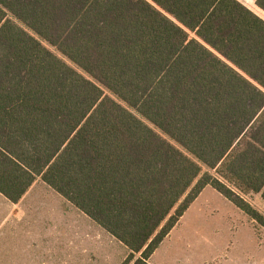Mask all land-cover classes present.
<instances>
[{
	"label": "trees",
	"instance_id": "1",
	"mask_svg": "<svg viewBox=\"0 0 264 264\" xmlns=\"http://www.w3.org/2000/svg\"><path fill=\"white\" fill-rule=\"evenodd\" d=\"M264 11V0H255ZM149 260L208 187L264 229V20L238 0H0V194L36 180Z\"/></svg>",
	"mask_w": 264,
	"mask_h": 264
},
{
	"label": "rangeland",
	"instance_id": "2",
	"mask_svg": "<svg viewBox=\"0 0 264 264\" xmlns=\"http://www.w3.org/2000/svg\"><path fill=\"white\" fill-rule=\"evenodd\" d=\"M238 1L264 20L255 0ZM245 200L264 215L259 195ZM68 217L71 222L72 213ZM73 220V232L60 228L58 241L49 235H42V241L28 239L27 251L34 254L33 263L54 264L57 254L66 260L71 250L89 264H120L125 259L127 249L104 230L78 211ZM151 264H264V229L208 187L161 243Z\"/></svg>",
	"mask_w": 264,
	"mask_h": 264
},
{
	"label": "crops",
	"instance_id": "3",
	"mask_svg": "<svg viewBox=\"0 0 264 264\" xmlns=\"http://www.w3.org/2000/svg\"><path fill=\"white\" fill-rule=\"evenodd\" d=\"M262 12L264 13V11ZM76 211L78 210L72 204L39 179L34 182L17 204L11 203L0 194V264H36L32 261L34 254L27 251L28 239L34 242L38 239L42 241V235H49L51 240L54 238L55 241H58L60 228H66L67 231L70 228V231L73 232V218ZM69 212L72 213L71 222L68 217ZM86 218L90 220L88 217ZM69 223L71 224L69 225ZM75 254L73 250L67 252L66 260L64 255L60 258V255L57 254V260L53 263H88V261L80 260ZM82 254H85V251ZM83 257L85 256L82 255Z\"/></svg>",
	"mask_w": 264,
	"mask_h": 264
}]
</instances>
